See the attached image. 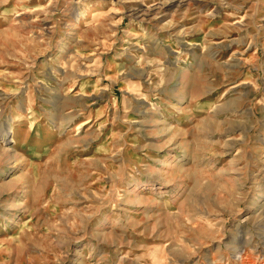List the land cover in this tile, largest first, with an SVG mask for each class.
Listing matches in <instances>:
<instances>
[{
    "label": "rangeland",
    "instance_id": "obj_1",
    "mask_svg": "<svg viewBox=\"0 0 264 264\" xmlns=\"http://www.w3.org/2000/svg\"><path fill=\"white\" fill-rule=\"evenodd\" d=\"M0 264H264V0H0Z\"/></svg>",
    "mask_w": 264,
    "mask_h": 264
}]
</instances>
